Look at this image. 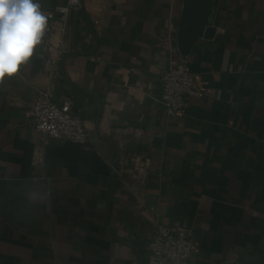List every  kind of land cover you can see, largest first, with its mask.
Returning a JSON list of instances; mask_svg holds the SVG:
<instances>
[{"label":"crops","instance_id":"0c3cea01","mask_svg":"<svg viewBox=\"0 0 264 264\" xmlns=\"http://www.w3.org/2000/svg\"><path fill=\"white\" fill-rule=\"evenodd\" d=\"M37 0L62 57L37 45L0 82V264H147L155 221L186 225L193 264H264V0H218L212 39L179 53L183 0ZM186 59L203 97L173 118L162 69ZM71 100L84 143L37 132L38 92Z\"/></svg>","mask_w":264,"mask_h":264},{"label":"built area","instance_id":"2783aa9c","mask_svg":"<svg viewBox=\"0 0 264 264\" xmlns=\"http://www.w3.org/2000/svg\"><path fill=\"white\" fill-rule=\"evenodd\" d=\"M57 14L66 17L78 0H65ZM48 18V26L41 40L44 56L43 70L52 75L62 57L61 44L55 41L57 21ZM160 102L173 118L187 115L194 100L203 97L197 76L191 72L186 59H173L162 69ZM33 128L54 140L84 144L90 139L87 120L74 110L71 100L57 103L50 89L40 90L27 111ZM147 264H193L198 244L193 230L186 225L167 226L155 221V231L148 241Z\"/></svg>","mask_w":264,"mask_h":264},{"label":"clouds","instance_id":"9594fccd","mask_svg":"<svg viewBox=\"0 0 264 264\" xmlns=\"http://www.w3.org/2000/svg\"><path fill=\"white\" fill-rule=\"evenodd\" d=\"M47 26L37 0H0V82L29 61Z\"/></svg>","mask_w":264,"mask_h":264},{"label":"water","instance_id":"95a60500","mask_svg":"<svg viewBox=\"0 0 264 264\" xmlns=\"http://www.w3.org/2000/svg\"><path fill=\"white\" fill-rule=\"evenodd\" d=\"M218 0H183L177 32L179 53L187 57L202 39H212L213 13Z\"/></svg>","mask_w":264,"mask_h":264}]
</instances>
